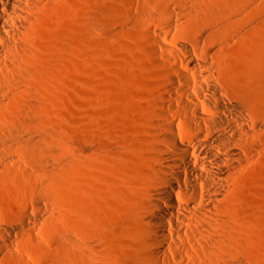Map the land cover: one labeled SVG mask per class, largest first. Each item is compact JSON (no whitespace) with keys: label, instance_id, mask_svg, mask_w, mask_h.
I'll return each mask as SVG.
<instances>
[{"label":"rangeland","instance_id":"obj_1","mask_svg":"<svg viewBox=\"0 0 264 264\" xmlns=\"http://www.w3.org/2000/svg\"><path fill=\"white\" fill-rule=\"evenodd\" d=\"M223 4L228 21L219 17ZM44 18L20 61L32 72L6 73L12 95L0 103V136L19 151V162L8 161L12 170L0 181V216L15 223L20 203L31 216L29 239L14 251L27 264H152L138 194L156 179L152 148L173 64L166 50L180 43L193 51L192 41L215 31L217 42L200 51L218 54L213 64L225 101L264 116V0H68ZM198 63L204 65L194 57ZM23 105L33 133L27 144L41 140L38 130L47 137L41 140L45 174L34 167L38 157L26 142L9 137L15 130L8 120ZM222 200L225 226L213 224L198 258L264 264V148L234 176ZM189 261L176 264H195Z\"/></svg>","mask_w":264,"mask_h":264},{"label":"bare ground","instance_id":"obj_2","mask_svg":"<svg viewBox=\"0 0 264 264\" xmlns=\"http://www.w3.org/2000/svg\"><path fill=\"white\" fill-rule=\"evenodd\" d=\"M66 1L0 0V103L12 95L5 74L32 72L20 63L29 49V39L36 27L45 23L44 14ZM221 7L219 17L228 21V10L224 4ZM215 20L207 24L213 30ZM172 26L167 24L168 28ZM215 42L217 34L214 31L209 35L202 33L192 41L193 51L180 43L174 44L175 50L164 48L170 53L173 64L167 65L169 74L165 94L161 97L165 117L156 124L158 132L152 148L151 170L156 179L150 188L138 194L144 213L142 228L154 250L152 264H176L178 260L186 263V258L195 264H204L198 258L199 250L205 251L208 245L204 236L210 241L213 224L225 226L226 223L221 213L225 208L222 199L228 184L264 148V116L252 113L239 102L225 101L213 64V59L219 56L212 49L200 51L201 44ZM175 51L183 57L177 58ZM194 57L204 65L194 66ZM156 58L162 63L169 62L163 57ZM26 107L8 120V125L15 130L9 132V137L26 142V149L38 157L34 167L45 174L43 166L47 157L41 140L47 137L38 130L41 140L36 146L27 144L33 133L23 118ZM4 138L0 136V181L12 170L8 161L19 162L15 143H8ZM134 150L140 152L137 145ZM60 161L65 174L68 168L66 155H61ZM106 170L112 174L115 168L106 167ZM18 172L27 176L21 167ZM23 196L27 197L25 192ZM16 214L15 223L6 222L0 216V264H4L5 258L27 264L23 255L16 254L14 247L23 248L29 239L31 216L28 206L20 203ZM63 234V242H66L68 234L66 231Z\"/></svg>","mask_w":264,"mask_h":264}]
</instances>
